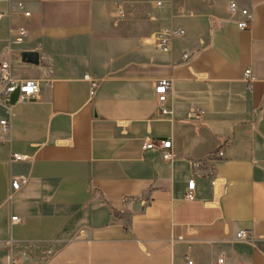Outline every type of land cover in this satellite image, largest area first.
I'll use <instances>...</instances> for the list:
<instances>
[{"label":"crops","instance_id":"crops-1","mask_svg":"<svg viewBox=\"0 0 264 264\" xmlns=\"http://www.w3.org/2000/svg\"><path fill=\"white\" fill-rule=\"evenodd\" d=\"M230 1L0 0V64L41 84L0 105V264H264V0H235L247 30ZM170 28L185 33L163 52ZM148 138L170 139L174 160L144 151Z\"/></svg>","mask_w":264,"mask_h":264},{"label":"built area","instance_id":"built-area-1","mask_svg":"<svg viewBox=\"0 0 264 264\" xmlns=\"http://www.w3.org/2000/svg\"><path fill=\"white\" fill-rule=\"evenodd\" d=\"M18 8L22 11H25L24 2H18ZM230 12L232 14L239 13L242 19L239 22V26L242 30H247L251 26V22L253 19L252 13L249 9L239 6V4L235 0L230 1ZM25 15L29 16L30 12L25 11ZM3 17L0 14V19ZM185 30L181 28H170L162 31L158 34L156 38V43L158 48L163 52H168L171 50L173 42L176 38L184 35ZM27 37V30L25 27H20L17 30V34L15 37L16 43H23ZM192 53L189 51L184 52L183 59L188 61L192 58ZM245 81L247 84V88L249 90L253 89V75L252 70L248 69L245 71ZM99 85V82L91 79V95H94L96 89ZM173 82L170 78H160L155 82V93L157 95V101L160 106V110L162 114H172V110H169L165 107V103L167 101L168 93L172 89ZM20 88L19 99L21 98H36L41 90V84L34 79L26 80L23 82L17 81L12 75V67L9 62H2L0 64V105H9L11 94L16 87ZM11 123L7 118L0 120V131L4 135H8L10 133ZM143 150H159L161 152L162 158L167 162H172L175 158V154L173 152V145L170 139H153L148 138L145 140L143 145ZM224 156L223 150H218L216 152H212L208 154L206 157L202 159H196L192 161V165L195 169H200L206 163L215 164L218 160L222 159ZM13 161L20 160H28L29 156L23 155L20 153L12 154ZM28 179L23 176L15 177L12 180V188L14 190L20 189L23 185L27 183ZM214 183V182H213ZM195 187L196 182L194 179L190 180L188 183V190L185 193V197L188 200H194L195 195ZM12 220H18L17 216L12 217ZM237 238L240 240H250L252 239V232L246 229H241L237 233ZM224 257L218 260V263H223Z\"/></svg>","mask_w":264,"mask_h":264},{"label":"water","instance_id":"water-1","mask_svg":"<svg viewBox=\"0 0 264 264\" xmlns=\"http://www.w3.org/2000/svg\"><path fill=\"white\" fill-rule=\"evenodd\" d=\"M23 59L30 63H38L39 55L36 52H24ZM20 88L17 86L11 94L10 104H15L19 100Z\"/></svg>","mask_w":264,"mask_h":264}]
</instances>
